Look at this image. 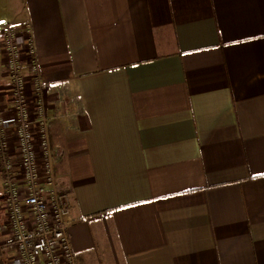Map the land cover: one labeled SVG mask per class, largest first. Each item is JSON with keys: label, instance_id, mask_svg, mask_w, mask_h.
<instances>
[{"label": "crops", "instance_id": "0c3cea01", "mask_svg": "<svg viewBox=\"0 0 264 264\" xmlns=\"http://www.w3.org/2000/svg\"><path fill=\"white\" fill-rule=\"evenodd\" d=\"M5 23L32 30L79 264H264V0H0Z\"/></svg>", "mask_w": 264, "mask_h": 264}, {"label": "built area", "instance_id": "2783aa9c", "mask_svg": "<svg viewBox=\"0 0 264 264\" xmlns=\"http://www.w3.org/2000/svg\"><path fill=\"white\" fill-rule=\"evenodd\" d=\"M22 38V39H21ZM0 53L10 81L0 101V173L6 264H79L68 233L71 195L61 187L50 130L48 90L31 27L2 26Z\"/></svg>", "mask_w": 264, "mask_h": 264}, {"label": "rangeland", "instance_id": "374dc122", "mask_svg": "<svg viewBox=\"0 0 264 264\" xmlns=\"http://www.w3.org/2000/svg\"><path fill=\"white\" fill-rule=\"evenodd\" d=\"M1 59H2V63L4 66V58L2 57L1 53H0ZM2 187H3V183H2V174L0 173V216L2 217V215H5V210H4V194L2 191ZM3 222L2 220H0V223ZM2 224V223H1ZM0 224V225H1ZM0 256L3 257V259L5 260V264H6V258H5V254L0 250Z\"/></svg>", "mask_w": 264, "mask_h": 264}]
</instances>
